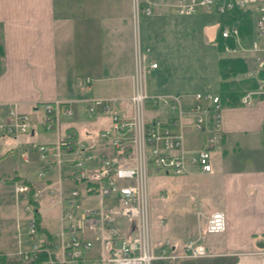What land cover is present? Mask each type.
<instances>
[{
    "label": "crops",
    "instance_id": "crops-1",
    "mask_svg": "<svg viewBox=\"0 0 264 264\" xmlns=\"http://www.w3.org/2000/svg\"><path fill=\"white\" fill-rule=\"evenodd\" d=\"M131 7L132 0H0V106H15L29 115L32 124L30 134L20 137L19 143L51 142L68 129L87 144L95 143L96 131L110 124L100 109L89 116L85 103H77L71 118L62 117L66 120L62 122L60 117L58 130L46 132L41 125L42 111L34 106L53 99L100 97L112 99L111 107L128 114L137 45L142 51L148 48L146 56L157 63L147 75L150 93L219 96V65L226 57H239L247 64V70L236 77L264 79V66L257 64L258 58L264 59V35L223 40L213 11L200 9L185 16L160 6L151 16L139 15L135 21ZM226 40H233L232 46ZM218 42L226 43L233 52L219 49ZM253 42L258 45L256 51ZM205 44L212 49L208 57L203 54ZM206 60L209 68L204 66ZM86 76L93 82L81 92L78 83ZM221 106L222 136L210 151L213 172L190 175L188 189L198 204L209 205V209L198 210V215L180 222V230L170 225L168 233L164 229L162 234L172 249L181 251L187 239L202 233L205 251L211 255L180 264H264V94L253 95L248 105L238 100ZM204 138V132L188 131L184 144L195 149ZM15 142L11 137L0 138V147L5 145L0 156ZM15 174L27 177L7 166L0 170V179ZM6 186L0 180V230L14 207L9 204ZM46 198L49 205L43 207L42 198L39 208L42 226L54 234L61 209L55 198ZM53 209H57L55 229L45 221ZM214 210L224 214L225 229L208 234L203 226ZM0 241L2 247L11 248L0 252H12L18 245L17 239Z\"/></svg>",
    "mask_w": 264,
    "mask_h": 264
},
{
    "label": "built area",
    "instance_id": "built-area-1",
    "mask_svg": "<svg viewBox=\"0 0 264 264\" xmlns=\"http://www.w3.org/2000/svg\"><path fill=\"white\" fill-rule=\"evenodd\" d=\"M167 6L179 15H191L200 9L223 13L238 7L254 10L255 35H264V0H173L160 3L132 0L133 17L151 16ZM237 24L223 27L222 38L239 37ZM252 48L258 50L253 42ZM224 50L233 52L230 47ZM138 45L128 97L130 112L122 115L110 107L111 99L82 97L55 99L39 103L41 124L45 130H58L61 116L70 118L74 105L83 102L92 115L97 109L109 117L110 125L97 131L96 142L87 144L68 129L51 142L30 141L19 156L30 162L37 156L39 167L35 180L12 184L14 203L28 214L25 238L18 239L13 253L35 264H151L156 259H186L208 256L200 235L188 239L183 251L175 253L167 243L155 248L152 241L148 171L167 175L212 173L210 151L221 138V103L216 94L194 92L181 94L148 93L147 73L157 67ZM258 58V65L264 66ZM92 82L83 77L79 89ZM264 94V79L245 92L239 102L251 103L253 95ZM148 108L163 111L150 115ZM29 116L15 106H0V138L17 140L30 133ZM204 132L201 146L186 149V132ZM14 151H11L13 154ZM55 175V176H54ZM55 197L60 210V225L54 234L39 233L33 218V201L41 195ZM162 221V219H161ZM222 211L209 213L204 231L220 233L225 229ZM22 241L27 245L21 246Z\"/></svg>",
    "mask_w": 264,
    "mask_h": 264
},
{
    "label": "rangeland",
    "instance_id": "rangeland-1",
    "mask_svg": "<svg viewBox=\"0 0 264 264\" xmlns=\"http://www.w3.org/2000/svg\"><path fill=\"white\" fill-rule=\"evenodd\" d=\"M212 51L211 47L206 45L204 46V53L206 57H208V53ZM202 57V56H201ZM209 65L207 60L205 67L209 68ZM134 67V66H133ZM133 73V72H132ZM241 79L240 76L232 79L234 82H237ZM132 92V91H131ZM129 102V99H127ZM130 105V102H129ZM128 105V106H129ZM130 107V106H129ZM151 111H148V114H150ZM155 115V112L153 113ZM60 121H66L64 118H62ZM47 132V131H46ZM189 137H187L188 139ZM186 140V139H185ZM184 140V141H185ZM187 142V140H186ZM190 144V143H189ZM9 145L6 146V148ZM5 145L0 147V152H3L5 149ZM12 148V147H11ZM15 148V152L13 155H10V150H8L4 155L0 156V170H3L5 167H11L14 166L15 169L19 170L20 172H23L27 177L31 179H36L37 176V161L35 160L36 155L31 154V162L25 163L23 160H21V157L19 156V152L21 148L13 146ZM191 176H179V175H167V174H158L153 171H148V180H149V188H150V212H151V222H152V238L155 244V248H158L160 245L167 243L168 245H171V242L167 241L168 237L164 236L162 234L163 230L166 229L168 233V226H176L175 228H180V222L188 220L190 216L195 217L194 213L199 212L198 210H204L209 209V205L203 208L201 206V203L198 204L197 197L194 198L192 194L189 192V183L192 181L190 178ZM5 193L6 195H10V198L12 196V188L10 186L5 187ZM44 203L42 206L46 207L49 204H46L45 202H48L50 199H47L46 196L41 195ZM13 198H11V202L9 204H12ZM191 204V205H190ZM8 206V205H6ZM11 215L9 216L8 223L0 230V240L5 239L6 241L10 239L18 240V239H24L26 233V221L27 215L21 212L19 215L16 214L15 205L11 206ZM202 207V208H201ZM7 208V207H6ZM21 211L20 209H18ZM185 213V217H183L181 214ZM55 213H57V209L50 210L48 212L49 215H51L50 219L47 218L45 221L49 224V226L53 229L57 228V218L55 217ZM196 213V214H197ZM198 215V214H197ZM17 216L19 218H17ZM162 219V221H161ZM206 221V219H205ZM173 227V228H174ZM156 233V234H155ZM156 235V237H155ZM199 236V233L193 236L192 238H196ZM190 238V239H192ZM201 239V238H200ZM202 242V239H201ZM1 243V241H0ZM23 247L27 245L26 243L21 244ZM10 247H2L0 244V250L1 251H9ZM180 251V250H178ZM178 251H175V253H178ZM207 252V251H206ZM208 253V252H207ZM209 254V253H208ZM210 256V255H208ZM207 256V257H208ZM202 258V257H200ZM214 258V257H212ZM199 259V258H198ZM187 260V259H156L153 260L151 264H180L181 261Z\"/></svg>",
    "mask_w": 264,
    "mask_h": 264
},
{
    "label": "trees",
    "instance_id": "trees-1",
    "mask_svg": "<svg viewBox=\"0 0 264 264\" xmlns=\"http://www.w3.org/2000/svg\"><path fill=\"white\" fill-rule=\"evenodd\" d=\"M254 11L253 9H241L234 7L232 9L226 10L223 13L218 14L219 20V30L221 31L223 27L228 26L232 23H238L237 28L239 29L240 36L252 37L254 34ZM219 31V38L222 39ZM227 45L232 46L233 40H226ZM217 47L222 49L226 43L218 42ZM1 49V45H0ZM1 52V50H0ZM220 88L219 98L221 104L234 105L238 103L240 97L248 89H253L257 87L258 79L255 77L243 78L237 82L232 79L239 73L245 72L247 70V64L239 57H226L220 60ZM25 180L19 174H15L11 177H4L2 182L7 185L12 184L14 181ZM40 205L37 201H33V218L35 219L36 226L38 230L47 233L46 229L42 226V217L39 212ZM47 235H49L47 233ZM0 264H35L34 261H23L20 257L6 252H0Z\"/></svg>",
    "mask_w": 264,
    "mask_h": 264
}]
</instances>
